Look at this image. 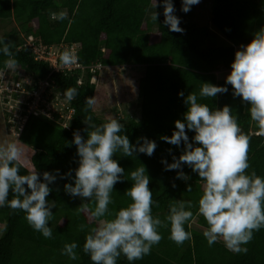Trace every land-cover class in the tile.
Segmentation results:
<instances>
[{
  "label": "trees",
  "instance_id": "obj_1",
  "mask_svg": "<svg viewBox=\"0 0 264 264\" xmlns=\"http://www.w3.org/2000/svg\"><path fill=\"white\" fill-rule=\"evenodd\" d=\"M173 3L183 33L171 32L163 24V8L159 6V0L156 8L155 0H0V22L13 21L18 28L1 36L17 63L15 69L6 68L4 62L9 57L0 52V75L4 71L9 74L21 72L38 81L51 74V88L55 86L57 89L48 100L55 99L56 94L64 98L62 93L68 88H76L78 93L74 100L67 101V107L74 111L71 117L59 119L56 116L55 120H47L30 116L18 141L34 150L31 156L33 169L40 173L59 169L64 174L78 167L79 158L72 143L73 132L79 130L82 137H87V125L83 123L85 117L91 116L97 125L109 118L117 119L124 126L121 135H127L130 143L135 144L138 138L147 137L157 147L151 157L140 153L131 157L114 154L113 159L125 170V175L114 185L111 193L113 203L109 209L115 212L130 203L124 194L132 185L129 174L142 165L150 177L154 217L165 221L169 205L174 200L191 201L194 205L191 209L193 217L185 225V230L192 234L190 240L177 245L169 239L170 226L161 227L159 244L152 247L149 255L132 264H264V228L254 232L253 239L244 245L248 249L247 254L227 250L222 238L209 246L203 232L191 227L194 220L200 228L207 230L208 227L203 216L198 214L197 206L204 181L187 165L182 167L190 180L176 179L177 171H165L161 163V160L171 163L173 156L178 158L183 152V143L177 147L161 137L171 136L176 130L174 122L182 120L187 110L184 98L178 93L183 91L186 98L193 92L197 94L198 102L210 109L225 105L231 107L242 133L250 137V168L246 171H255L264 177V135L259 134L251 120L248 105L241 98L233 97L232 86L216 75L221 70H231L235 46L248 44L253 34L264 26V0H212L207 27H201L195 20L197 5L184 13L180 10L181 0H173ZM62 11L66 13V19H51L53 13ZM150 11L158 14L157 22L152 19L153 14L149 15ZM214 30L231 45H212L211 41L217 36ZM31 35L41 39L46 46L79 44L78 61L81 65L89 67L100 63L104 67L97 72L96 83H91L89 71L84 75L81 72L51 73L49 64L37 61L32 49L24 46L25 39ZM204 45L210 47L203 49ZM123 66L145 69L138 84L141 101L139 120L124 121L117 116L96 114L104 107L98 82L106 77L108 70ZM204 82L227 87L228 92L217 94L216 98L199 97ZM51 88L48 87L47 91ZM93 96L96 104L88 108L85 99ZM19 98L15 95V100ZM186 134L191 142L194 133L186 129ZM19 163V174L27 175L31 170ZM65 183H72V180L58 176L49 185L52 191L46 199L55 203L48 225L52 229L50 239L29 226L23 211L7 205L0 207V264H92L83 252V244L88 231L96 226V220L91 216L95 204L66 194ZM173 183L176 187L172 186ZM187 185L192 187L190 192ZM13 198L10 192L9 200ZM81 225H86L83 231L80 230ZM71 242L78 244V258L74 261L61 254L65 243ZM117 264L129 262L122 255Z\"/></svg>",
  "mask_w": 264,
  "mask_h": 264
},
{
  "label": "clouds",
  "instance_id": "obj_2",
  "mask_svg": "<svg viewBox=\"0 0 264 264\" xmlns=\"http://www.w3.org/2000/svg\"><path fill=\"white\" fill-rule=\"evenodd\" d=\"M200 2L181 0L180 10L188 13L192 6ZM157 6L158 0H155V8ZM159 6L163 8V24L169 31L183 33L180 18L175 15L173 0H159ZM52 18L64 20L67 17L61 12L53 13ZM157 18L155 12L152 19L157 22ZM0 46V52L9 57L4 62L5 67L15 69L17 62L2 37ZM59 60L64 66H72L77 63L78 57L72 50L66 49ZM230 68L225 78L226 84L232 86L233 97L241 98L248 105L251 120L255 122L259 134L264 135V26L253 34L248 44L241 45L235 51ZM227 92V87L204 82L199 97L216 98L217 94ZM77 94L76 88H68L62 93L69 102ZM178 95L184 98L187 110L182 120L174 122L176 130L171 136H162L161 139L177 147L183 143V152L178 158L173 156L171 163L161 160L164 170H176V179L187 182L190 176L182 167L187 165L204 181L197 206L198 214L203 216L208 226L203 232L208 245L212 246L222 238L227 250L247 254L248 249L244 245L253 239L254 232L264 228V177L255 171H246L250 168V137L242 133L238 118L232 114L230 106L210 109L208 105L198 102L196 93L191 92L186 98L183 91ZM85 103L88 108H93L95 96L87 97ZM83 123L87 125L86 138L81 136L79 130L73 132L72 143L76 146L78 167L64 174L59 169L43 173L32 169L27 175H21L19 162L23 149L16 142L0 143V207L7 205L23 211L34 231L46 239L52 238V229L48 225L55 203L46 197L52 191L49 185L59 176L72 180V183L64 184L66 194L95 204L91 216L96 220V226L88 231L83 244V252L89 256L92 264H117L122 255L129 264L142 260L161 241L159 229L164 226H170L169 239L177 245L190 240L192 234L185 230V225L193 217L191 209L194 205L191 201L174 200L169 205L166 224L154 217L150 177L143 165L129 174L132 185L124 194L130 203L115 212L109 209L113 203L111 193L114 185L125 175V170L113 159L114 154L131 157L134 153H140L151 157L156 143L147 137L138 138L135 144L130 143L127 135H121L124 126L114 118L97 125L88 116ZM186 129L194 133L191 142ZM172 186L176 187L175 183ZM191 190V185H187V191ZM10 192L14 197L11 200ZM85 227L81 225L80 230L83 231ZM77 248L76 242L65 243L61 254L70 260H77Z\"/></svg>",
  "mask_w": 264,
  "mask_h": 264
},
{
  "label": "built area",
  "instance_id": "obj_3",
  "mask_svg": "<svg viewBox=\"0 0 264 264\" xmlns=\"http://www.w3.org/2000/svg\"><path fill=\"white\" fill-rule=\"evenodd\" d=\"M24 46L32 49L37 61L48 63L51 73L81 72L84 75L89 71L92 74L91 82L95 83L97 72L103 68L100 63L85 67L79 61L75 65L64 66L59 60L60 54L64 50L70 49L78 57L81 47L79 44L61 43L46 46L41 42V39L29 36L25 39ZM50 77L51 74L45 79L36 81L21 72L9 74L4 71L1 73L0 96L5 106L7 126L17 139L30 116L55 120L54 117L56 116L59 119H68L74 113L72 108L67 107V100L61 95L56 94L55 99L48 100L49 95L57 89L55 86L51 88ZM81 83L82 80L80 79L79 84ZM48 87L51 88L50 91H47ZM15 95L20 96V98L15 100Z\"/></svg>",
  "mask_w": 264,
  "mask_h": 264
},
{
  "label": "rangeland",
  "instance_id": "obj_4",
  "mask_svg": "<svg viewBox=\"0 0 264 264\" xmlns=\"http://www.w3.org/2000/svg\"><path fill=\"white\" fill-rule=\"evenodd\" d=\"M211 7L212 0H201L197 5L198 14L196 12L195 20L201 27H207L209 24ZM151 14H153V11L149 12V15ZM51 19L53 18L51 17ZM13 29H18L13 21L0 22V37ZM215 32L217 36L215 40L211 41L212 45L217 47L231 45L230 42L220 33L217 31ZM207 47H210V45H204L203 49H206ZM239 47L240 46H235V51L238 50ZM144 70V67L136 66H123L108 70L106 77L98 82V85L101 86L102 104L104 107L97 111L96 114L101 117L117 116L124 121L139 120L141 117V101L138 97V84ZM230 71L231 70H221L217 72L216 75L218 76V79L225 80ZM5 114L4 102L0 96V143H18L23 149V157L20 162L25 167L32 170L31 156L34 153V150L18 141L16 135L11 132L10 128L7 126ZM191 227L201 232L205 231V229L200 228L196 220L192 222ZM1 237L2 232H0V238Z\"/></svg>",
  "mask_w": 264,
  "mask_h": 264
}]
</instances>
